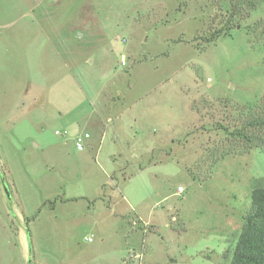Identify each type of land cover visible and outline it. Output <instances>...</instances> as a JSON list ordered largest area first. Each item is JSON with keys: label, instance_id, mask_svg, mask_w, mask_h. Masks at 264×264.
<instances>
[{"label": "rangeland", "instance_id": "1", "mask_svg": "<svg viewBox=\"0 0 264 264\" xmlns=\"http://www.w3.org/2000/svg\"><path fill=\"white\" fill-rule=\"evenodd\" d=\"M107 1L105 36L41 81L0 58V264H230L264 152L202 178L225 102L264 98V1L210 44L231 0Z\"/></svg>", "mask_w": 264, "mask_h": 264}, {"label": "crops", "instance_id": "2", "mask_svg": "<svg viewBox=\"0 0 264 264\" xmlns=\"http://www.w3.org/2000/svg\"><path fill=\"white\" fill-rule=\"evenodd\" d=\"M0 58L15 66L24 81L39 82L60 58L75 62V50L104 37L99 14L107 0H1ZM105 17V16H104ZM111 23V21H110ZM76 34H85L76 43ZM80 64H73L78 66Z\"/></svg>", "mask_w": 264, "mask_h": 264}, {"label": "trees", "instance_id": "3", "mask_svg": "<svg viewBox=\"0 0 264 264\" xmlns=\"http://www.w3.org/2000/svg\"><path fill=\"white\" fill-rule=\"evenodd\" d=\"M229 5L225 27L205 37L204 41L207 44L222 37L232 36L234 31L239 30L240 27L243 28L242 20L250 18L249 11L255 8L254 5L253 7L247 5V8H243L238 0H231ZM224 106L231 113H226L214 125L216 131L224 135V140L215 148L206 149L210 151L208 155H210L212 164L208 169V175L202 179L210 177L213 167L229 156L243 155L254 149L264 152V98L261 104L241 107L226 101ZM189 172L194 179L199 177L193 171ZM251 201V211L244 217V224L236 246L226 253L231 257L230 264H264V184L253 189Z\"/></svg>", "mask_w": 264, "mask_h": 264}, {"label": "built area", "instance_id": "4", "mask_svg": "<svg viewBox=\"0 0 264 264\" xmlns=\"http://www.w3.org/2000/svg\"><path fill=\"white\" fill-rule=\"evenodd\" d=\"M125 63L123 62V65ZM57 135H62V133L60 132H56ZM90 138L89 134H81V135H78L74 140H75V144H76V147L79 151H83L85 149V146H86V142L87 140ZM180 192H182V188L179 189ZM86 242L87 243H91L93 242V239L92 238H87L86 239ZM130 257H127V260H129ZM127 260L125 261V264H127Z\"/></svg>", "mask_w": 264, "mask_h": 264}, {"label": "water", "instance_id": "5", "mask_svg": "<svg viewBox=\"0 0 264 264\" xmlns=\"http://www.w3.org/2000/svg\"><path fill=\"white\" fill-rule=\"evenodd\" d=\"M35 146L37 147V145L35 144Z\"/></svg>", "mask_w": 264, "mask_h": 264}]
</instances>
